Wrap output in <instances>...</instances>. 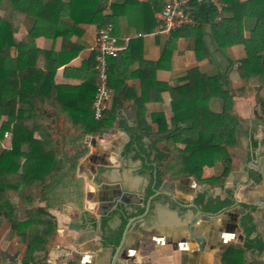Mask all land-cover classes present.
Wrapping results in <instances>:
<instances>
[{
    "label": "trees",
    "instance_id": "16d2710c",
    "mask_svg": "<svg viewBox=\"0 0 264 264\" xmlns=\"http://www.w3.org/2000/svg\"><path fill=\"white\" fill-rule=\"evenodd\" d=\"M2 2L7 16L0 18V119L6 117L0 126V217L10 224L9 237L18 236L25 245L22 264H29L36 251L45 252L42 245L57 229L56 219L43 208H32V202L37 194L47 201V195L53 196L63 180L72 179L83 153L65 161L60 158V143L52 139L53 129L38 121L47 118L40 105L49 103L67 113L71 123L79 125L85 135H100L109 127L104 118L93 119L96 87L89 109L83 104H63V98L70 96V92L56 86L54 76L59 67L67 65L79 53V49L65 41L71 34H80L78 25L91 24L98 30L110 26L119 44L123 19L128 24L134 22L138 32L151 33L160 25L157 14L165 2L114 0L109 6L99 0H0V4ZM107 9L109 15L105 14ZM192 9L194 25L170 33L160 59L151 66L159 68L163 62H169L172 43L179 37L192 38L196 61L204 65L187 70L180 79L186 81L183 85H159L160 91L165 89L170 94L169 125L162 113H155L151 115L157 127L155 132L141 121L134 128H124L129 141L123 155L133 153V159L142 163L141 172L149 173L154 182L146 190L147 198L159 188L169 170H173L172 178L184 176L203 181V168H214V176L207 180L210 184H221L228 176L231 150L239 143L240 125V118L234 111L235 92L227 78L232 67L236 66L242 81L258 83L255 87L258 110L254 115L264 122V0H217V5L205 1L192 4ZM25 20L29 23L27 35L16 44L14 34ZM38 37L52 41L61 37L64 44L59 53L45 52L35 46ZM15 46L17 58L15 67L11 68L7 63ZM234 46L243 47L244 57L232 60L226 55L225 50ZM116 62L117 58L108 59V85L111 64ZM52 97L58 106L52 104ZM6 133L11 135L10 148L2 149ZM35 133L39 134L38 139ZM217 136L223 140H217ZM144 137L153 139L145 143ZM160 143L166 144L163 150L158 148ZM63 162H68L69 167L61 174ZM26 189L37 194L23 195L27 207L21 210L15 199ZM196 204L211 214L231 208L234 206L233 189L226 191L223 200L209 198L205 201L204 195H200ZM240 226L246 237L244 243L226 248L220 254V264H264L246 257L247 253L264 254L261 239L250 238L255 226L249 213L242 216Z\"/></svg>",
    "mask_w": 264,
    "mask_h": 264
},
{
    "label": "crops",
    "instance_id": "0c3cea01",
    "mask_svg": "<svg viewBox=\"0 0 264 264\" xmlns=\"http://www.w3.org/2000/svg\"><path fill=\"white\" fill-rule=\"evenodd\" d=\"M99 1L107 6L114 2ZM105 14L109 15L110 10L107 9ZM120 24L122 33L119 44L122 49L116 57L117 62L111 64V97L104 116L109 123L107 131L96 136L85 135L79 125L71 123L67 113H62L49 103L40 105L47 118L38 121L53 129L52 139L59 141L60 158L63 161L77 153H84L85 149L87 151L78 160L80 167L75 169L72 179L67 177L63 185L57 186L56 195L49 194L47 201H43L37 194L36 204L32 208H43L53 216L57 229L42 245L45 252L40 249L36 251L29 264H110L117 250L119 257L116 264H220V254L226 248L244 243L246 237L240 219L248 213L255 226V232L250 238H259L264 243V122L254 115V111L258 110L255 100L257 85L242 81L236 66L227 72L228 80L238 87L234 97V111L240 118V148L237 153L232 152L230 180L210 184L207 180L214 176L215 169L208 167L203 168V181L193 177L170 178L164 175L157 189L160 193L151 200L148 213L144 215V207L128 209L122 215L114 211L111 219H104L97 226V197L102 186L119 187L142 196L144 189L146 192L148 187L154 185L149 173L141 172L142 163L133 159V153L123 155L129 141L124 128H134L141 121L151 132H155L157 127L151 118L155 113H162L169 125L171 98L165 89L160 91L159 85H183L186 81L180 79L187 70L204 65L196 61L192 38L179 37L172 43L169 62H163L161 67L155 68L151 63L160 59L169 34L160 33V25L151 33L143 34L137 31L138 26L132 21L128 24L123 19ZM28 26L20 27V33L14 36L16 44L26 37ZM77 28L80 34H71L65 43L79 49V53L67 65L56 70L54 84L70 92V96L63 98V104H83L89 109L96 87L92 66L98 29L91 24H80ZM63 44L61 37L54 41L44 37L35 39L36 48L45 52L59 53ZM225 52L232 60L244 57L242 46L228 48ZM16 58L15 46L10 51L7 65L15 67ZM167 66L170 68L167 69ZM233 73L236 75L234 80ZM52 102L58 106L53 97ZM4 121L6 117H1L0 126ZM34 137L38 139L39 134L35 133ZM10 138L9 133L4 135L2 149L10 148ZM91 139L95 140L94 145ZM152 139L144 137L143 141L149 143ZM165 146V143L158 144L160 150ZM178 147L182 148L181 145ZM68 167L69 163L63 162L61 174L66 173ZM232 181L239 183L236 191ZM92 183L97 186V191ZM163 184L165 188L161 189ZM229 189H233L237 205L229 210V214L223 213L204 221L197 212L198 208L202 211L196 204L197 197L204 195L205 201L209 198L223 200ZM148 200L145 197V202ZM20 202L21 207L18 206V198L15 199L17 207L22 209ZM140 215L142 218L132 224L119 245L127 221ZM235 216L239 221L238 229L232 228V218ZM195 218L197 220L192 225V231L194 235L204 238L202 250L199 249L200 242L190 239L187 229ZM0 220V264H22L25 245L18 236L10 238L9 222L4 217H0ZM110 234H114V239L109 237ZM16 253L19 255L17 260L10 261L7 255ZM246 257L264 262V254L259 256L257 253H247Z\"/></svg>",
    "mask_w": 264,
    "mask_h": 264
},
{
    "label": "built area",
    "instance_id": "2783aa9c",
    "mask_svg": "<svg viewBox=\"0 0 264 264\" xmlns=\"http://www.w3.org/2000/svg\"><path fill=\"white\" fill-rule=\"evenodd\" d=\"M205 1L217 5V0H167L158 16L160 20L159 32L170 34L183 27L193 26L192 4H202ZM121 49L110 26L97 30L96 55L93 63L96 91L92 104L93 119L96 121L104 118L107 103L111 97L108 85V59L116 58Z\"/></svg>",
    "mask_w": 264,
    "mask_h": 264
},
{
    "label": "water",
    "instance_id": "95a60500",
    "mask_svg": "<svg viewBox=\"0 0 264 264\" xmlns=\"http://www.w3.org/2000/svg\"><path fill=\"white\" fill-rule=\"evenodd\" d=\"M58 134V132H57ZM90 139V138H88ZM60 141L63 142V139L60 138ZM92 143V145H94L95 140L91 139L90 141ZM87 151V150H86ZM62 157H64V154L62 155ZM80 164L78 163L76 168H79ZM232 175V171H230V173L228 174L227 178L225 179L226 182H228L230 180V176ZM246 176V175H245ZM238 182H234L232 181V187L234 189V191L237 190V186H238ZM92 185L95 187V191H97V186L95 184L92 183ZM165 188V184L162 185L161 189ZM160 191L159 190H155L154 194L149 198V200L147 201V203L144 206V215L146 213L149 212L150 210V202L151 200H153V198L157 197L159 195ZM98 204H97V214L99 216V219L96 221L97 226H100V223L102 222V220H108L111 219L112 214L114 213V211L118 212L120 215L124 214L125 211L132 210L133 208H137L139 207V209H141V207H143V199L138 195V193H134V192H128L126 190H124L123 188H108V187H104L102 186L100 188L99 191V195L97 197ZM237 205V199L234 197V206ZM192 207H195L194 205ZM198 208V206H196ZM232 209L228 208V209H224L222 211H219L216 214H211V213H202V211H200V209H197V212L202 215L203 220L204 221H209V219L211 217H219L221 216V214L223 213H227L229 214V210ZM240 213H242V211H239ZM237 216V215H236ZM233 217L232 221H233V226L232 228H236L238 229V225H239V221L237 219V217ZM140 218H142V215L140 216H135L131 219H129L127 221V225L124 228V231L122 233V240L120 242L119 245H121V243L123 242L126 233L128 232V230L130 229V227L132 226V224L136 221L139 220ZM196 218L194 220H192V223L188 225L187 229L189 232V236L190 239L192 240H196L198 242H200V246L199 249L202 250L203 248V242H204V238L202 236H196L194 235L193 231H192V225L196 222ZM97 228V227H96ZM99 232L101 231L100 229L98 230ZM119 251H116V254L113 255L110 264H116L117 263V258L119 257L118 255ZM5 255V254H3ZM8 259L10 261H16L18 254H13L8 256ZM39 264H44V263H39Z\"/></svg>",
    "mask_w": 264,
    "mask_h": 264
},
{
    "label": "rangeland",
    "instance_id": "374dc122",
    "mask_svg": "<svg viewBox=\"0 0 264 264\" xmlns=\"http://www.w3.org/2000/svg\"><path fill=\"white\" fill-rule=\"evenodd\" d=\"M4 4L5 3H1L0 4V18H3V17H5V16H7V12H6V10H4V8H3V6H4ZM159 16V13L157 14V17ZM27 25H29V24H27V21H22L21 23H20V26H19V29H20V27H22V26H24V27H26ZM29 27V26H28ZM19 29H18V31L14 34V36L17 34V33H20L19 32ZM245 35L246 36H248V32L246 31L245 32ZM235 77H236V75H234V73H233V75H232V79L234 80L235 79ZM239 81V80H238ZM230 82V81H229ZM250 82H252V84H254V85H258V83L257 82H255V81H248L247 83H250ZM230 86H231V88L233 87L234 89V92L237 90V85L236 84H233V83H231L230 82ZM236 94H237V92H236ZM216 139L217 140H223V138L222 137H219V136H217L216 137ZM3 141V140H2ZM239 148H240V143H238V144H236V146H235V148H232V152H238V150H239ZM173 171V170H172ZM171 170H169V171H167V176L168 177H170V178H172L171 177V175H172V172ZM28 193H32L33 195H36L37 194V192L36 191H34V190H32V189H26V190H24L23 192H21L20 194H19V197H18V206L19 207H21V202L20 201H22V209L21 210H23L24 209V207L26 208L27 207V201L26 200H24V198H23V195H25V194H28ZM36 199H37V197H35V199L33 200V202H32V205L31 206H33V205H35L36 204ZM19 256V255H18Z\"/></svg>",
    "mask_w": 264,
    "mask_h": 264
},
{
    "label": "flooded vegetation",
    "instance_id": "af4514ba",
    "mask_svg": "<svg viewBox=\"0 0 264 264\" xmlns=\"http://www.w3.org/2000/svg\"><path fill=\"white\" fill-rule=\"evenodd\" d=\"M153 194H154V193H153ZM153 194H152V195H153ZM152 195H151V196H152ZM139 196L143 199V207H144L145 204L147 203V202H145V197H146L145 189H144V191H143V193H142V196H141V195H139ZM151 196H149V197L147 198V200H148ZM109 237H111V238L114 239V234H110Z\"/></svg>",
    "mask_w": 264,
    "mask_h": 264
}]
</instances>
